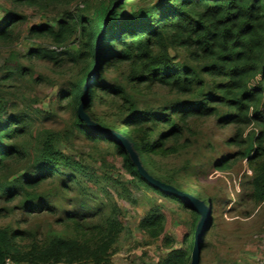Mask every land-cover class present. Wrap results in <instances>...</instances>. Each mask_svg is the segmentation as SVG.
<instances>
[{"label":"trees","instance_id":"1","mask_svg":"<svg viewBox=\"0 0 264 264\" xmlns=\"http://www.w3.org/2000/svg\"><path fill=\"white\" fill-rule=\"evenodd\" d=\"M9 1L46 8L63 0ZM24 21L25 17L15 10L0 16V47H10ZM29 34L49 39L55 48L37 47L25 56L72 63L76 74L59 93L76 110L83 102L90 120L124 137L149 175L168 184L151 170L153 154L168 155L178 150L167 144L182 136V125L189 119L215 117L220 126L235 128L228 144L240 148L239 158L253 170L252 198L264 201V0H108L85 14L65 12L56 26H33ZM74 36L72 42H78L77 47L69 49L67 45ZM26 72L16 63L13 70L0 76V195L13 199L23 193L28 196L26 202H33L35 197L28 190L36 189L48 177L68 171L76 182L73 175L89 178L91 174L79 159L60 150L55 132L31 136L27 109H17L16 102L6 97L1 83ZM111 72L126 76L128 82L124 84L118 75L108 76ZM136 87L167 88L185 100L158 108L139 106L133 98L136 94L130 92ZM99 92L124 100L118 105L117 115L123 117L120 124H108L93 116L96 100L102 98ZM73 125L94 142L112 144L122 166L146 188L191 209L196 229L197 211L182 198L151 186L125 147L95 132L77 114ZM30 155L31 165L19 169ZM219 163L221 169L230 165L223 159ZM9 171L15 178L6 182L3 177ZM169 184L187 193L177 184ZM201 200L208 202L206 198ZM164 220L162 214L153 212L139 223V229L156 237L162 232ZM115 231V226H109L104 236L93 242L83 234V240L54 237L47 244L33 242L25 247L18 243L24 239L22 231L0 227V264L7 258L28 264H108ZM193 239L194 235L191 248ZM188 257L182 250H172L163 264H187Z\"/></svg>","mask_w":264,"mask_h":264},{"label":"rangeland","instance_id":"2","mask_svg":"<svg viewBox=\"0 0 264 264\" xmlns=\"http://www.w3.org/2000/svg\"><path fill=\"white\" fill-rule=\"evenodd\" d=\"M105 2L108 0H63L41 8L0 0V16L7 10H15L25 17L10 47H0V76L13 70L16 63L27 69L24 75L1 83L6 97L16 102L17 109H27L31 136L55 132L60 150L79 159L91 174L89 178L73 175L76 182L68 171L48 177L36 189L28 190L35 197L33 202H26L28 196L23 193L13 199L0 195V227L22 231L24 239L18 243L28 247L33 242L47 244L54 237L83 240V234L93 242L109 226H115L108 264H163L172 250L190 255V239L195 231L192 210L146 188L122 166L112 144L94 142L73 125L77 110L59 93L76 74L72 63L25 56L37 47L55 48L49 39L31 37V27L56 26L65 12L85 14L89 8ZM75 37L67 48L77 47L78 42H72ZM117 78L124 84L129 80L121 75ZM136 88L130 92L136 94L133 98L139 106L158 108L185 100L167 88ZM98 95L102 98H97L93 116L108 124H120L123 117L117 111L124 102L121 96L107 97L100 92ZM182 126V136L167 144L178 150L168 155L153 154L155 164L149 166L168 184L186 189L189 197L195 198L198 193L197 200L205 205L200 264H264V201L256 202L252 198L253 170L239 158L240 148L228 144L235 128L220 126L215 117L189 119ZM29 150L33 152L31 146ZM31 159L32 155L19 169L30 166ZM222 159L228 161V168H219ZM10 171L3 177L6 182L15 178ZM201 198H206L207 204ZM153 212L165 218L162 232L156 237L139 229V223Z\"/></svg>","mask_w":264,"mask_h":264},{"label":"water","instance_id":"3","mask_svg":"<svg viewBox=\"0 0 264 264\" xmlns=\"http://www.w3.org/2000/svg\"><path fill=\"white\" fill-rule=\"evenodd\" d=\"M77 116L80 120L85 122L90 128H92L95 132L106 135L110 138L116 140L120 145L125 147L128 152L130 153V157L132 158L133 162L136 164L138 172L140 175L153 187L159 189L161 192L176 195L182 198L190 207L195 209L199 214V220L196 225V229L194 232V239L193 245L191 248L190 255L187 260V264H200L201 261V253H202V234L203 229L205 226V215H206V208L200 201L193 197H189L186 193H182L175 189L173 186L166 184L158 179H155L153 176L149 175L139 164L136 154L132 151L129 142L119 134L113 132L110 129H107L101 126L99 123L90 120L88 115L85 113V106L84 103L81 102L77 108Z\"/></svg>","mask_w":264,"mask_h":264},{"label":"built area","instance_id":"4","mask_svg":"<svg viewBox=\"0 0 264 264\" xmlns=\"http://www.w3.org/2000/svg\"><path fill=\"white\" fill-rule=\"evenodd\" d=\"M5 264H21V263H15L12 260H10L9 258L5 259Z\"/></svg>","mask_w":264,"mask_h":264}]
</instances>
